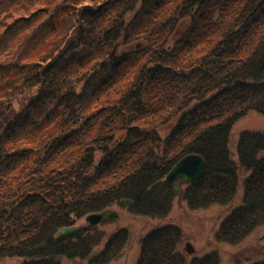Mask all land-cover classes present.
Instances as JSON below:
<instances>
[{
    "label": "trees",
    "instance_id": "trees-1",
    "mask_svg": "<svg viewBox=\"0 0 264 264\" xmlns=\"http://www.w3.org/2000/svg\"><path fill=\"white\" fill-rule=\"evenodd\" d=\"M248 111L264 116V0H0V260L117 257L125 227L59 229L125 199L164 220L163 179L188 153L205 169L182 199L231 206L241 188L214 238L243 242L264 224V129L230 145ZM181 242L157 225L132 264L220 263L213 250L186 263Z\"/></svg>",
    "mask_w": 264,
    "mask_h": 264
},
{
    "label": "rangeland",
    "instance_id": "rangeland-1",
    "mask_svg": "<svg viewBox=\"0 0 264 264\" xmlns=\"http://www.w3.org/2000/svg\"><path fill=\"white\" fill-rule=\"evenodd\" d=\"M5 49V48H3ZM246 129H264V116L256 111H248L244 116L234 122L231 134V146H234L237 135L240 131ZM166 133V129L161 132ZM233 148V147H232ZM188 183L179 184V194H175L172 199L171 210L164 220L151 219L147 220L140 217H133L126 210V206H113L110 209L116 212L118 219L108 222L107 218L95 228L103 230L104 234L110 233L118 228H127L128 237L121 247L117 257L100 264H132L136 258L139 239L151 228L157 225L171 222L181 229L182 242L181 251L186 256V263L192 255H202L211 250L216 251L219 255V264H245L256 259L264 258V224L259 226L245 240L237 245L226 243H216L214 231L221 218L237 205L242 195V190H237L236 198L233 204L228 205H211L199 209H190L186 201L182 199V191ZM84 224L83 220L75 223ZM106 237L103 238V242ZM102 242V243H103ZM188 244L191 249L185 253V247ZM188 246V247H189ZM15 259L0 260V264H15ZM61 264H91L86 260H63ZM97 264V263H96Z\"/></svg>",
    "mask_w": 264,
    "mask_h": 264
},
{
    "label": "water",
    "instance_id": "water-1",
    "mask_svg": "<svg viewBox=\"0 0 264 264\" xmlns=\"http://www.w3.org/2000/svg\"><path fill=\"white\" fill-rule=\"evenodd\" d=\"M205 161L203 157L196 153H189L181 157L169 170L163 179L164 185L173 184L176 194H179L178 185L180 183H190L199 179L204 172ZM126 205L130 204L129 200H123ZM112 210L106 209L99 212L89 213L84 217L87 227L91 228L101 223ZM76 229V226H70L59 230V234H65Z\"/></svg>",
    "mask_w": 264,
    "mask_h": 264
}]
</instances>
